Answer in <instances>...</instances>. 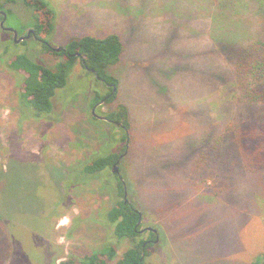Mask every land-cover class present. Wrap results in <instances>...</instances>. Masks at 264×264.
I'll list each match as a JSON object with an SVG mask.
<instances>
[{
	"label": "rangeland",
	"instance_id": "374dc122",
	"mask_svg": "<svg viewBox=\"0 0 264 264\" xmlns=\"http://www.w3.org/2000/svg\"><path fill=\"white\" fill-rule=\"evenodd\" d=\"M44 1L55 14L46 35L52 48L84 35L121 37L123 56L110 68L116 99L95 112L121 103L129 128L91 115L90 96L109 89L79 63L56 90L50 118L35 117L19 99L21 76L0 59V211L9 263H58L99 247L111 202L106 184L115 191L120 179L141 214V237L148 227L157 232L147 264H251L264 253V168L229 173L206 137L221 92L223 61L212 45L224 36L219 10L205 0ZM22 24L6 14L4 26L18 36L31 29L19 32ZM23 40L15 44L0 28L5 56L37 55L34 37ZM112 152L122 154L120 177L108 168L84 175L77 165ZM128 244L120 243L118 256Z\"/></svg>",
	"mask_w": 264,
	"mask_h": 264
},
{
	"label": "trees",
	"instance_id": "16d2710c",
	"mask_svg": "<svg viewBox=\"0 0 264 264\" xmlns=\"http://www.w3.org/2000/svg\"><path fill=\"white\" fill-rule=\"evenodd\" d=\"M205 3H212V7L219 10L224 34L221 38H212L214 49L220 50L223 65L218 80L221 92L216 99L219 110L216 106L212 109L214 113L209 112L216 121L208 122L206 137L215 144L212 153L219 158L223 169L229 173L257 171L264 168V0H205ZM0 10L5 11L7 16L21 17L23 24L19 32L31 27L35 36L31 34L29 37L33 36L41 45H38L37 55H28L26 49L8 56L4 55L6 48L0 52L5 67L21 76L19 99L32 109L35 117L46 114L50 118L56 90L67 86L69 72L78 63L109 89L90 96L87 104L91 115L94 116L92 108L97 102L96 106L114 102L118 76L112 74L110 68L120 62L125 50L118 34L103 37L84 35L69 41L57 51L46 39V35L53 30L55 16L46 1L0 0ZM208 15L211 17V14ZM207 18L211 21L213 17ZM42 53L60 56V59L41 61L39 56ZM105 115L121 122L125 129L129 128L125 105L117 104ZM127 137L124 134L121 140L126 141ZM117 159L118 153L112 152L97 158L87 157L83 163L77 161V165L84 175L108 168L117 176L111 170V164ZM118 180L115 191L106 184L111 202L105 208V241L85 253L72 254L51 264H147L145 258L150 253L149 247L158 239L157 232L150 230L146 238L141 237L144 232L141 230V214L126 199L123 183ZM4 223L6 220L0 211V264H10V250L6 247L10 236ZM123 240L129 244L118 256V247ZM263 262L264 253L259 254L251 264Z\"/></svg>",
	"mask_w": 264,
	"mask_h": 264
},
{
	"label": "water",
	"instance_id": "95a60500",
	"mask_svg": "<svg viewBox=\"0 0 264 264\" xmlns=\"http://www.w3.org/2000/svg\"><path fill=\"white\" fill-rule=\"evenodd\" d=\"M0 14L2 15V18H3L2 21L0 22V26H1L3 29H5V30H7V31H9V32L12 33L14 42H16V43H17V42H20V41H22L23 39L28 38L31 34H33V35L35 36V34H34V32H33V29H28V30H27V33H26L25 35H23V36H18V32H17L15 29L4 26V22H5V20H6V13H5V11L0 10ZM54 49L58 51V50H60L61 48H54ZM91 71H92L93 73H95V70H94V69H91ZM114 89H115V88H114ZM101 118H103V117H101ZM126 145H127V143H126ZM111 170H112L114 173H117V174L119 173L117 163H114V164L112 165ZM124 195H125V194H124ZM125 196H126V195H125ZM138 223H139V222H138ZM138 223H137V224H138ZM147 230H152L153 232H156L155 229H154V228H151V227H148ZM156 241H157V239H156Z\"/></svg>",
	"mask_w": 264,
	"mask_h": 264
},
{
	"label": "flooded vegetation",
	"instance_id": "af4514ba",
	"mask_svg": "<svg viewBox=\"0 0 264 264\" xmlns=\"http://www.w3.org/2000/svg\"><path fill=\"white\" fill-rule=\"evenodd\" d=\"M2 19H3V18L0 19V22L2 21ZM1 28H2V27H1ZM2 29H3V28H2ZM96 105H97V104H96ZM96 105H94L93 108H92V114H93L95 117L100 118V119H103L104 121L110 122V123H112V124H115L116 126L122 128V129H124L125 132H126V129H125L124 125H123L121 122H119V121H117V120H115V119H111V118L107 117L105 114H104V115H99V114H97V113L95 112L96 107H97ZM101 117H103V118H101ZM126 143H127V142H126ZM121 155H122V154H118V159L115 160V161L111 164V167H112V165H113L114 163H117V166H118V164H119V162H120V159L122 158ZM117 176L120 177L119 173L117 174ZM141 230H142V229H141ZM146 231L149 233V232H151L152 230H151V231H150V230H149V231L146 230ZM154 233H155V232H154Z\"/></svg>",
	"mask_w": 264,
	"mask_h": 264
}]
</instances>
